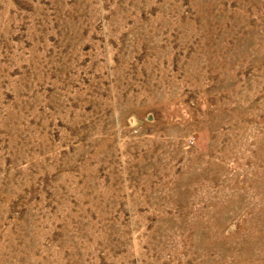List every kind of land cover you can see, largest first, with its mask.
Masks as SVG:
<instances>
[{
    "label": "rangeland",
    "instance_id": "rangeland-1",
    "mask_svg": "<svg viewBox=\"0 0 264 264\" xmlns=\"http://www.w3.org/2000/svg\"><path fill=\"white\" fill-rule=\"evenodd\" d=\"M0 264H264V0H0Z\"/></svg>",
    "mask_w": 264,
    "mask_h": 264
}]
</instances>
